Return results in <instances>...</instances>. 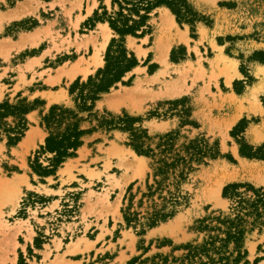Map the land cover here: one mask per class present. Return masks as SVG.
I'll return each mask as SVG.
<instances>
[{
  "label": "rangeland",
  "instance_id": "rangeland-1",
  "mask_svg": "<svg viewBox=\"0 0 264 264\" xmlns=\"http://www.w3.org/2000/svg\"><path fill=\"white\" fill-rule=\"evenodd\" d=\"M187 1L204 19L196 24V32L178 24L172 13L175 25L163 22L166 8L156 11L148 35L127 38V48L142 71L134 72L136 67L124 78L125 84L102 95L96 105L100 116L107 112L114 117L140 118L135 127L148 131L149 144L157 151L160 137L169 134L174 151L196 139L218 145L220 157L196 166L182 185L186 200L176 215L147 228L148 213L165 202L159 194L142 199L152 172L151 160L130 147V132L101 129L86 137L76 157L54 176L41 177L32 169L37 160L47 167L52 157L38 155L48 137L40 127L41 114L54 105L73 107L71 85L78 79L87 81L106 65L113 31L102 49V23L93 30L85 26L102 6L101 0H0V72L5 74L3 79L0 74V104L19 99L42 102L28 115V131L17 146L8 147L6 137L0 141V186L6 183L12 189L15 183L20 196L14 211L11 202L0 205V264H53L58 259L63 264L226 263L222 259L230 257L235 245L222 246L227 238V225L222 221L232 215L224 188L232 184L264 188V161L242 157L239 144L244 140L254 148L264 145V91L257 96L252 93L264 83V64L253 59L257 52L264 53V0ZM103 5L111 11V0ZM20 7L25 14L13 21L20 19L14 14ZM91 8L93 13L85 18ZM44 24L48 25L44 42L11 55L4 39L16 40ZM160 45H171L166 64L158 59ZM44 49L49 55L45 62L33 59ZM97 52L99 67L93 65ZM219 55L237 64L239 75L231 86L221 66L213 65ZM77 64L89 68V73L74 79L63 73ZM160 72L164 75L155 81L153 77ZM61 76L65 79L56 83ZM137 85V92L127 94V89ZM174 86L181 93L167 95ZM243 120L248 121L247 129L233 136ZM26 138L31 139L29 143ZM219 183H223L221 200L212 197ZM130 213L138 214L139 220L132 227L125 221ZM79 240L74 254H68L69 246ZM241 251L247 256L240 264L264 263V227L246 235ZM236 257L234 253L229 264H235Z\"/></svg>",
  "mask_w": 264,
  "mask_h": 264
},
{
  "label": "trees",
  "instance_id": "trees-1",
  "mask_svg": "<svg viewBox=\"0 0 264 264\" xmlns=\"http://www.w3.org/2000/svg\"><path fill=\"white\" fill-rule=\"evenodd\" d=\"M104 1L101 0L102 6L95 11L85 26L93 30L99 23L108 24L113 31L114 38L106 53V65L87 81L78 79L71 85L69 94L73 107L54 105L46 114H41L40 127L47 132L48 137L38 155L48 154L52 157L48 159L47 167L37 160L36 166L32 165V169L41 177L54 176L64 163L76 157L86 137L101 129L128 131L130 147L139 156L151 160L152 172L148 174L147 193H143L142 199H150L159 194V198L165 202L160 209L148 213L147 228H154L176 215L177 208L186 200L182 185L196 171V166L206 165L208 160L213 161L220 157L218 145H211L206 139H196L184 145L182 150L174 151L173 137L169 134L160 137L157 151L149 144L152 138L148 131L135 127L140 118H131L128 115L123 118L114 117L107 112L100 116L96 105L102 95L109 93L120 83L125 84L124 78L138 67L136 56L127 48V38L142 39L148 35L151 30L150 21L156 11L162 8L170 10L178 24L190 26L192 34L196 32V24L204 19L187 0H111V11L103 5ZM253 59L264 64V53L257 52ZM41 104L40 100L30 102L28 99H19L16 103L9 100L1 103L0 141L6 137L8 147L17 146L28 131V115ZM95 121L97 125H94ZM87 123L89 127L85 128L84 125ZM247 126L248 121H241L234 129L233 136L243 134ZM239 144L242 157L264 161V145L254 148L244 140L239 141ZM151 179L153 184H150ZM223 197L231 202L232 215L222 221L227 225V238L223 240L222 246L226 248L234 243L235 249L230 257L222 261L229 264L231 257L237 253L234 263L240 264L247 256L246 251H241L246 235L256 228L264 227V188H256L249 184H232L224 188ZM132 200L133 197L130 195V212ZM125 221L130 227L137 225L138 214L130 213V218L125 215Z\"/></svg>",
  "mask_w": 264,
  "mask_h": 264
},
{
  "label": "bare ground",
  "instance_id": "bare-ground-1",
  "mask_svg": "<svg viewBox=\"0 0 264 264\" xmlns=\"http://www.w3.org/2000/svg\"><path fill=\"white\" fill-rule=\"evenodd\" d=\"M28 9V8H27ZM25 8L23 7H20L18 9H16L15 13H19V11H24ZM28 11V10H27ZM166 16L165 18H163V22H165L166 24H169V25H175L174 23V20H173V16L171 14V12L169 10L166 9ZM1 23V22H0ZM104 45L102 44V49L105 48V46L108 44L109 42V36L104 33ZM171 49V45H160L158 47V52H159V61L163 64H166V59L168 57V54H169V51ZM220 58H222L221 60H216L213 62V65L214 64H220L221 62L223 63V66L221 68V74H225L226 77H227V84L229 85L231 83V80H232V76L229 72H225V71H230L232 69L235 68V65L234 63L232 62V60H230L229 58L225 57V56H220ZM230 60V61H229ZM100 57H99V53L97 52L95 54V57L93 58V65L95 67H98L100 66ZM217 62V63H216ZM63 71V70H62ZM65 71V70H64ZM134 71H137V72H141L142 70L138 67L136 68ZM60 72V71H59ZM63 73H67V75L69 76V78L71 79H74L77 74L79 73H82L84 74L85 76L89 73V68H86V69H82L80 68L79 66L73 68L72 70L70 71H67V72H63ZM262 73V72H261ZM164 75V72H160L158 73L155 77H153V79L155 81H158L160 79V77H162ZM258 87V86H257ZM140 88V85H137L136 87H134L132 90L130 89H127V94L128 93H132V92H137ZM255 89V88H254ZM253 89V90H254ZM180 88L177 89L176 86H174L172 89H168L166 94L167 95H170V96H173V95H179L181 92H180ZM264 91V83L262 85H260L258 88H256L254 91H252V93L257 96L258 94H260L261 92ZM256 98V97H254ZM239 115V114H238ZM235 120V119H234ZM236 122V121H235ZM232 123V122H231ZM229 126V125H228ZM227 126V127H228ZM256 138V137H255ZM31 139H28L26 143H28ZM261 141V140H260ZM135 155V154H134ZM135 157H137V160L139 159L140 161H142V158L135 155ZM144 163V162H143ZM264 170V169H263ZM140 171V170H139ZM142 171V170H141ZM143 173V172H142ZM128 175V174H127ZM127 175L125 178V183H128L130 179L127 178ZM130 177V176H129ZM15 184V183H14ZM14 184L12 185L13 188L12 189H8V185L6 183H3L1 186H0V205L4 204V202H11L14 206V209L13 211L15 210V208L18 206L19 204V200H20V196L18 195V192H17V188L14 187ZM11 185V183H10ZM222 187H223V183H219L217 185V187L212 190V197L213 198H216L218 200H221V191H222ZM215 200V199H214ZM80 242L81 240L77 241L76 243H73L71 246H69V251H68V254L70 253H73L77 248L78 246L80 245ZM74 254V253H73ZM53 264H63L62 260H56ZM264 264V263H263Z\"/></svg>",
  "mask_w": 264,
  "mask_h": 264
},
{
  "label": "crops",
  "instance_id": "crops-1",
  "mask_svg": "<svg viewBox=\"0 0 264 264\" xmlns=\"http://www.w3.org/2000/svg\"><path fill=\"white\" fill-rule=\"evenodd\" d=\"M93 11H94V9H92L91 8V11H90V14L89 15H86L85 16V18L86 17H88V16H91V14L93 13ZM165 11H166V9H165ZM3 14H5V13H3ZM14 14H15V16L17 17V14H19V17H17V18H20V19H14L13 21H17V20H21V17H23L24 16V14H25V12H21V11H19V13H15L14 12ZM1 18V17H0ZM99 26H101L102 28H103V38H104V33H106L108 36H109V40H110V35H109V31H111L110 30V28H109V26L107 25V24H100ZM47 27H48V25H46V24H44L43 26H41V27H39L37 30H34L33 32H29V33H27V34H23V35H20L19 37H18V39H16V40H14V39H11V41H7L8 39H4L5 41H4V45L6 46V47H8V50H10L11 51V55L13 56L14 55V53H17L18 51H22V50H25V49H27V48H36V47H38L39 45H40V43L41 42H44L45 41V30L47 29ZM4 28H5V24H3L2 25V30H4ZM184 37V36H183ZM104 41H105V39H104ZM104 41H103V45H104ZM109 43V42H108ZM35 45V46H32V45ZM38 44V45H37ZM108 45V44H107ZM106 45V46H107ZM106 46H105V48L104 49H106ZM216 47V46H215ZM217 48V47H216ZM47 52V50H42V54H41V56H34L33 57V59H40V58H42L43 59V62H45L48 58H49V55L48 54H45ZM39 55V54H38ZM53 55H54V53H53ZM220 56H223V55H219L217 58H216V60L218 59V60H221L222 58H220ZM95 57V56H94ZM93 57V58H94ZM226 57V56H225ZM228 58V57H227ZM230 59V58H229ZM215 60V61H216ZM230 60H232V59H230ZM229 60V61H230ZM79 62V61H78ZM232 62L234 63V65H235V68L234 69H232V70H230V71H225V72H229L230 74H231V76H232V80H231V83L228 85L227 84V77H226V75L225 74H222V75H224L225 76V80H226V84L228 85V86H231V84H232V81L234 80V77L235 76H238L239 75V73H238V70H237V64H236V62H234L233 60H232ZM77 66H79L80 68H82V69H86L85 67H81V65H79V64H77V65H75L74 67H72L70 70H72L73 68H75V67H77ZM218 66H221V68H222V66H223V63L221 62L220 64H218ZM99 67V66H98ZM5 69V68H4ZM70 70H68V71H70ZM142 70V69H141ZM261 70V72H263L262 70V68L260 69ZM67 72V71H66ZM134 72H137V71H134ZM0 74H3V73H1L0 72ZM65 74H67V73H65ZM80 74V73H79ZM78 75V74H77ZM55 76L56 75H54V76H52L51 78L53 79V78H55ZM5 77V74H3V77H2V79ZM69 77V76H68ZM51 79V80H52ZM65 79V76H61L60 78H58V79H56V83L58 82V83H60V82H62L63 80ZM71 79V78H70ZM45 80H48V78H46ZM50 80V81H51ZM39 131H42V129H38ZM28 137H29V133H28ZM27 137V138H28ZM27 138H26V140H27ZM27 142V141H26ZM29 143V142H28Z\"/></svg>",
  "mask_w": 264,
  "mask_h": 264
}]
</instances>
